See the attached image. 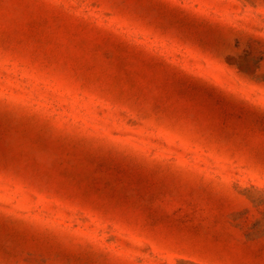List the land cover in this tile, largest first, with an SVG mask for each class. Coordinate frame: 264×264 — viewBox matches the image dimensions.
Masks as SVG:
<instances>
[{
  "label": "rangeland",
  "instance_id": "374dc122",
  "mask_svg": "<svg viewBox=\"0 0 264 264\" xmlns=\"http://www.w3.org/2000/svg\"><path fill=\"white\" fill-rule=\"evenodd\" d=\"M0 264H264V0H0Z\"/></svg>",
  "mask_w": 264,
  "mask_h": 264
}]
</instances>
